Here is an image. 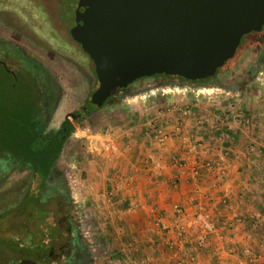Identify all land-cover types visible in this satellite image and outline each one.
I'll return each instance as SVG.
<instances>
[{
	"label": "crops",
	"instance_id": "obj_1",
	"mask_svg": "<svg viewBox=\"0 0 264 264\" xmlns=\"http://www.w3.org/2000/svg\"><path fill=\"white\" fill-rule=\"evenodd\" d=\"M131 108L114 129L81 130L91 140L81 194L104 236L107 261L264 264V114H252L256 124L247 127L233 120L230 106L224 113L197 97L165 94ZM158 123L163 147L150 131ZM106 139L113 153L101 151ZM197 215L216 225L203 249Z\"/></svg>",
	"mask_w": 264,
	"mask_h": 264
},
{
	"label": "rangeland",
	"instance_id": "obj_2",
	"mask_svg": "<svg viewBox=\"0 0 264 264\" xmlns=\"http://www.w3.org/2000/svg\"><path fill=\"white\" fill-rule=\"evenodd\" d=\"M75 1L0 0V38L10 37L9 35L13 33L12 26H6L7 21L8 24L19 25L21 28L24 25L23 23L27 21L26 23H29L35 30L34 42H43L46 40L52 45L61 46L60 49L63 58L53 53H44L33 41H30L31 39L24 42V54L27 57L35 58L48 65L51 69L50 75L55 77L57 81V109L52 113L49 120V130H57L56 128L65 116L73 127L56 161L51 181L57 182L63 180L64 191L68 194L69 204L73 211L72 222L76 227L77 237L83 245V251L78 250L77 252L78 256L76 259L79 264H110L107 261L108 247L102 239L104 236H102L101 231L94 225L95 222L91 213L90 201L85 197L83 198L81 194L82 179L85 177L87 169V167H83L82 161L84 160L87 164L91 156L89 152L91 140L89 141V138L81 130L88 128L89 131H96L100 130L101 127H104L102 129L105 130V127H108V125L114 129L122 125L127 118L124 112L128 111V114H130V111H133L131 108L132 105L137 103H157V100L164 94L173 98L179 95L197 97L200 103H209L210 106L216 107L215 109L224 113L227 111L226 108L230 106L233 108L234 114L236 112L239 113V111L250 115L254 113L264 114V69L256 81L258 91L250 99L240 94L226 92L220 88L193 84L188 85V83L158 85L157 89L149 92L151 88L157 86H150L153 82L150 83L149 79H142L135 83L134 88H138V85L150 87L145 90L137 89L139 91L131 92V96L116 93L114 97L110 98L100 108L90 110V113L82 120L77 119L75 121L69 113L73 110H78L81 105H85V108H88L87 103L89 97L98 85L93 62L69 37H67L68 39L66 41L58 37L54 39L50 37V32L46 30L43 32V23L46 20L43 14L44 9H52L51 13H53L56 4L59 3L57 5L59 17L64 19L66 24H70L72 21L70 18V10L75 9ZM2 9L4 11L3 13L1 12ZM12 14L16 15L17 18L14 17V23L11 22L13 20ZM52 35L54 34L52 33ZM6 50H8L6 47H0V53L3 52L2 54H5L7 53ZM8 53L12 54L13 59L11 61L13 60L12 63L14 62L12 68L9 69L11 72L3 69L0 64V152H2L1 149L9 142V128L14 119L11 113L19 109L21 99H23L19 91L21 84L16 86L12 85L14 75L23 74V71H30L36 76L37 84L46 76L37 64L30 62L27 57L24 58L21 53L15 54L10 51ZM148 83L150 84L147 85ZM42 85V83L38 85L40 89ZM145 91L148 93H143ZM137 92L141 93L140 95H144V97L133 95ZM135 96L137 97L135 98ZM128 117L131 118V116ZM129 123H133V120H130ZM99 139L94 138L92 144H100ZM101 151L105 152L103 148ZM28 179L30 180L28 171L18 168H12L0 174V264H13L21 260L13 251L12 246H10V249L9 246H4L11 239L18 238L21 242L23 241L22 245H30L29 247H32L36 243L35 239L45 243L51 237L48 226L42 229L39 227L37 220H35L36 218L27 220L26 208H22L20 205L14 206L13 204L21 200L22 192L27 188L26 185L30 184L27 182ZM61 200V198L52 200L48 204V210L54 212L56 209L59 210L61 208L59 211V219L66 220L69 210L67 209V205ZM45 218L47 222L50 221L49 216ZM45 218L41 220L43 223L46 222ZM36 229L40 231L38 230L36 232ZM43 232L48 234L46 238H42ZM37 233L40 236H36ZM65 240L63 244L69 241V239ZM72 248L73 245L72 247L66 245L65 249H63L64 251L55 250L51 251L49 255L42 256H39V253L34 251L32 252V257H35L36 264H65L67 258L71 256ZM82 257H87V259L82 261Z\"/></svg>",
	"mask_w": 264,
	"mask_h": 264
},
{
	"label": "water",
	"instance_id": "obj_3",
	"mask_svg": "<svg viewBox=\"0 0 264 264\" xmlns=\"http://www.w3.org/2000/svg\"><path fill=\"white\" fill-rule=\"evenodd\" d=\"M262 24L264 0H77L70 35L98 81L87 107L100 108L142 76L211 75Z\"/></svg>",
	"mask_w": 264,
	"mask_h": 264
},
{
	"label": "trees",
	"instance_id": "obj_4",
	"mask_svg": "<svg viewBox=\"0 0 264 264\" xmlns=\"http://www.w3.org/2000/svg\"><path fill=\"white\" fill-rule=\"evenodd\" d=\"M25 73L21 86H19L23 99H21V105L16 110L17 112L13 111L11 113L14 119L9 128V142L0 152V174L12 168L28 171L30 180L28 179L27 182L30 184H27V188L22 192L21 200L13 204L14 206L20 205V207L26 208L27 220L36 218L35 220L42 229L48 226L51 237L45 243L35 239L36 243L32 247L22 245L23 241L21 242L18 238L11 239L4 246H9V249L12 246L15 254L21 259L19 261L37 262L35 257H32L34 251L38 252L39 256L49 255L51 251H64L66 245L72 247V245L80 242L76 227L72 222L73 211L69 204L68 194L64 191L63 180L57 181L55 185L50 184V176L54 171L56 161L73 127L69 124L67 132L62 131L61 128L44 132L52 116L53 109L46 110L44 106L45 99L43 98L45 92H41L36 76L30 71ZM14 82L13 78L12 85L16 86L17 84L15 85ZM114 96L108 97L105 102ZM89 113L90 110L85 108L78 120H82ZM66 123V121L63 122L64 125ZM59 198L62 199L61 201L67 205L69 210L66 220L59 219L61 208L56 209L54 212L48 210V204ZM48 216L49 222L45 218ZM43 218L46 220L45 223L41 221ZM68 225L69 227H67ZM36 230L38 232L39 229ZM36 236L40 235L37 233ZM47 236L48 234L43 232L42 238ZM65 239H69V241L63 244Z\"/></svg>",
	"mask_w": 264,
	"mask_h": 264
},
{
	"label": "flooded vegetation",
	"instance_id": "obj_5",
	"mask_svg": "<svg viewBox=\"0 0 264 264\" xmlns=\"http://www.w3.org/2000/svg\"><path fill=\"white\" fill-rule=\"evenodd\" d=\"M75 1V6H76ZM56 4L55 9L51 10H43V14L45 17V21L43 23V32L45 30L50 32V37L56 39L58 37L61 40H67L69 37L70 40L77 46V42L71 37L70 35V28L74 24V9L71 13V22L70 24H66L64 19H61L58 14V5ZM4 12L3 9L1 11ZM4 15V14H3ZM10 16V15H9ZM43 16V15H42ZM13 20L11 22L14 23L16 15H13ZM15 17V18H14ZM17 19V18H16ZM2 21V20H1ZM27 22V21H26ZM23 23V27L21 28L19 25L15 26L14 24H8L6 26H12V34L9 35L10 37H1L0 38V47H6L8 51L12 53H21V55L26 58L27 56L24 54L25 45L28 39L33 41L35 38V30L29 25V23ZM5 23V22H4ZM11 28V27H10ZM16 33V35H15ZM52 33L54 35H52ZM21 39V41H20ZM34 42V41H33ZM40 50H43L44 53L47 54H56L63 58L61 46L60 45H52L49 41L44 40L43 42H34ZM80 47V46H79ZM81 49V47H80ZM0 53V64L2 65L3 69L9 70L12 68V61L13 59L12 54H2ZM30 62H34L37 64L40 69L44 72V78L39 82L43 85L41 86V92H45L43 98L45 99V108L46 110L53 109V112L57 109V102H58V87L57 81L55 77L50 75L51 69L45 63L38 61L35 58L27 57ZM264 69V24H262L261 28L256 31H251L247 35L243 36L236 47L233 55L228 58L222 65H220L213 74L208 75L204 78L198 79H187L180 75L175 74H162L156 73L150 76H142L135 79L131 82L128 86V93L119 92V94L128 95L133 91H139L137 89H147L150 86H158V85H172V84H181V83H188V85H203L204 87H211V88H220L225 90L226 92L229 91L231 93L240 94L248 99H250L253 95L256 94L258 91L256 81L259 78V75L263 73ZM10 71V70H9ZM11 72V71H10ZM49 72V73H47ZM25 71L23 74L14 75L15 85L21 84V81L24 79ZM22 77V78H19ZM96 77V75H95ZM142 79H149L152 85H138V88H134L135 83ZM97 80V79H96ZM152 80V81H151ZM98 82V81H97ZM148 83L147 85H149ZM85 105H81L78 110H73L69 114L72 116L73 120H77L82 111L85 109ZM52 112V113H53ZM67 122L65 125L63 122ZM49 124V122H48ZM46 126L44 132L49 130V126ZM69 124H71L67 117L65 116L58 127L56 129L61 128L62 131L67 132L69 129ZM52 175L50 176V184L55 185L57 182H52ZM78 250L83 251L82 243H76L73 245L71 250V256L67 258L65 264H79L77 261ZM86 254V253H85ZM72 258V259H71ZM87 257H82V261H85ZM75 260V261H74ZM34 264L36 262H33ZM13 264H21V261L14 262ZM83 264V263H80Z\"/></svg>",
	"mask_w": 264,
	"mask_h": 264
},
{
	"label": "built area",
	"instance_id": "obj_6",
	"mask_svg": "<svg viewBox=\"0 0 264 264\" xmlns=\"http://www.w3.org/2000/svg\"><path fill=\"white\" fill-rule=\"evenodd\" d=\"M189 110L190 109H186L185 111H183V113L186 115V114H188ZM232 117H233V120H235V122H237L238 124L247 126V127L253 126L254 124H256L254 116L250 115L248 113L246 114L243 111H239V113L236 112L234 115H232ZM235 128H237V127H235ZM150 131L153 135V141L157 142L159 146L163 147L164 143H165V137H166L163 124H160V123L152 124L150 126ZM197 144H199V143H197ZM102 148L105 151L110 152V153L111 152L113 153L115 151V149H114L113 145L110 143L109 139H106L102 143ZM204 152H206V151H204ZM258 152H259L260 156L262 158H264V151H262L261 149H258ZM176 157H177L176 155L171 156V158L174 160H176ZM205 164L208 167H210L212 165L211 160L208 159L205 162ZM260 220L262 223H264V214L262 215ZM195 221L199 222L201 224L202 229H203V233L201 235V238L199 239V241L197 243L198 248L203 249L205 247L204 243H205L206 237L208 236V234L214 232V230L216 229V225L213 221L205 219L199 215L196 216ZM179 264H186V262L184 260H180Z\"/></svg>",
	"mask_w": 264,
	"mask_h": 264
}]
</instances>
